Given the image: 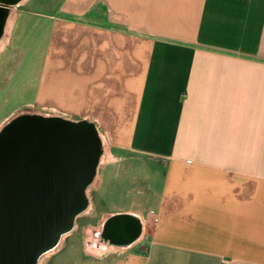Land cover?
I'll return each instance as SVG.
<instances>
[{
  "label": "crops",
  "instance_id": "1",
  "mask_svg": "<svg viewBox=\"0 0 264 264\" xmlns=\"http://www.w3.org/2000/svg\"><path fill=\"white\" fill-rule=\"evenodd\" d=\"M54 7L39 14L37 104L94 123L111 168L131 158L164 168L149 206L108 209L89 225L135 215L138 241L97 257L83 235L94 260L84 264H264V0Z\"/></svg>",
  "mask_w": 264,
  "mask_h": 264
},
{
  "label": "water",
  "instance_id": "2",
  "mask_svg": "<svg viewBox=\"0 0 264 264\" xmlns=\"http://www.w3.org/2000/svg\"><path fill=\"white\" fill-rule=\"evenodd\" d=\"M26 0H9L8 22ZM106 145L96 125L42 111L24 110L0 127V264H42L62 249L77 219L92 208ZM108 229L84 239L85 252L102 257L142 236L140 218L109 216ZM114 247V246H112Z\"/></svg>",
  "mask_w": 264,
  "mask_h": 264
},
{
  "label": "rangeland",
  "instance_id": "3",
  "mask_svg": "<svg viewBox=\"0 0 264 264\" xmlns=\"http://www.w3.org/2000/svg\"><path fill=\"white\" fill-rule=\"evenodd\" d=\"M55 4L56 0H30L26 6L16 12L18 15L13 22L12 42L16 46H21L28 57L22 77L11 82L7 92L0 91V127L24 110L51 113L37 104L36 82L41 62V48L47 31V21L40 19L39 14L53 13ZM27 13H35V15L29 17ZM52 114L56 113L52 112ZM100 133L102 134V131ZM102 136L104 139L103 134ZM104 142L108 146L105 139ZM109 169H114L112 170L114 171V184L111 185L114 190H110L109 194L103 198L101 191L104 187L101 184V177H105L107 171L110 172ZM163 175V166H157L148 160L132 158L116 161L112 164V168L110 164L99 168L95 187L93 186L88 192L90 201L96 206V213L79 218L75 231L65 239L62 249L55 256L46 257L42 264L92 263L94 260L84 259L83 253L82 237L89 230H93L89 228V225L97 222L103 211L108 209L120 212L127 207L142 210L143 206H149V203L155 201V192L158 193L162 189ZM140 193L141 197H139ZM92 216L95 218L92 219Z\"/></svg>",
  "mask_w": 264,
  "mask_h": 264
},
{
  "label": "flooded vegetation",
  "instance_id": "4",
  "mask_svg": "<svg viewBox=\"0 0 264 264\" xmlns=\"http://www.w3.org/2000/svg\"><path fill=\"white\" fill-rule=\"evenodd\" d=\"M27 1L28 0L19 5L16 8V12L21 10ZM9 7V0H0V91L3 92H7L9 90L11 82H14L18 77H22V72L26 66L25 52L23 51L24 49L19 45L16 46L14 42H12L13 29L12 27L9 29L8 19L5 15L8 12ZM37 109L40 110L41 108ZM88 213H90V211ZM88 213L80 216L79 218L87 216ZM109 222V216L105 217L100 225V228L108 229L110 225ZM95 230L98 229H93L92 232L89 230L87 236L90 232L91 234L96 232ZM122 240L123 239L113 238L108 241V246H111L109 251L115 252L118 250L115 249V246L119 245ZM53 255L55 256L56 254Z\"/></svg>",
  "mask_w": 264,
  "mask_h": 264
},
{
  "label": "bare ground",
  "instance_id": "5",
  "mask_svg": "<svg viewBox=\"0 0 264 264\" xmlns=\"http://www.w3.org/2000/svg\"><path fill=\"white\" fill-rule=\"evenodd\" d=\"M15 17H16V14H15L14 17L11 18V20L8 22V27H9V29L12 27ZM18 30H19V29H18ZM107 161H108V157L106 156L105 159H104V161L102 162V164L100 165L99 168H100V169L103 168V167L106 165ZM94 187H95V186H94Z\"/></svg>",
  "mask_w": 264,
  "mask_h": 264
}]
</instances>
